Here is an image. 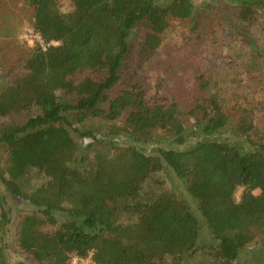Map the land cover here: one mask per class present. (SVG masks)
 <instances>
[{"label":"trees","instance_id":"trees-1","mask_svg":"<svg viewBox=\"0 0 264 264\" xmlns=\"http://www.w3.org/2000/svg\"><path fill=\"white\" fill-rule=\"evenodd\" d=\"M220 1L232 8L222 19L233 37L261 55L252 28L259 23L264 30V0ZM71 2L72 11L64 13L58 0H26L44 45L24 59L26 73L0 82V116L36 111L23 124L0 126L8 156L0 180L34 208L19 223L16 250L34 264H70L72 255L90 252L98 264H187L198 252L209 257L207 264H233L251 242L264 251V121L240 107L233 122L203 73L191 88L169 94L150 95L143 82L121 79L132 62L140 66L152 56L174 19L187 18L195 31L203 16H219L222 5ZM59 89L76 91V99L61 100ZM91 119L111 124L84 129ZM72 133L87 138L91 158ZM122 138L126 143L118 145ZM137 143L158 146L146 154ZM167 170L188 198L147 183ZM33 171L42 179L30 186ZM5 204L0 192V264L7 263Z\"/></svg>","mask_w":264,"mask_h":264},{"label":"rangeland","instance_id":"rangeland-1","mask_svg":"<svg viewBox=\"0 0 264 264\" xmlns=\"http://www.w3.org/2000/svg\"><path fill=\"white\" fill-rule=\"evenodd\" d=\"M194 2L197 7L204 3L221 4L220 15L214 16L211 13V17L203 16L195 31L191 30L192 24L187 18L174 19L161 32L160 45L152 56L140 66L137 62H132L123 73L122 81L137 79L143 82L150 95L157 89L169 94L180 86H185V89L191 88L196 73H203L209 80V90L222 99V104L231 115L233 122L239 114L238 109L246 107L251 110L253 120L261 124L264 121V30L259 23L252 28L253 38L261 54L257 56L244 48L240 40L231 34L230 26L224 23L222 19L224 12L232 16L231 7L225 6L220 0H194ZM58 8L64 13L72 11L71 0H58ZM33 13V6L26 3V0H0V82L4 81L3 78L13 81L26 73L23 68L24 59L36 44L44 45L39 35L33 31ZM139 31L137 30L135 35ZM116 92L115 87L111 95ZM56 94L66 102L74 101L77 96L76 91L69 92L64 89L57 90ZM35 112V109L26 108L15 110L0 116V126L12 123L23 124ZM109 124L111 122L104 119H91L82 127L95 130L99 127L105 128ZM185 125L191 129V120L185 119ZM72 135L79 143L82 154L91 158L93 155L91 148H85L87 138H78L76 133ZM124 139L117 140V144L124 145L126 143ZM136 145L146 154L153 153L158 146L152 143ZM7 165V152L0 145V172H4ZM29 179L28 185L34 186L39 184L42 178L33 171ZM147 183L156 185L160 183L175 197L188 198L183 183L170 170L156 172ZM242 189V187L236 189V200H239ZM0 192L6 197L5 207L10 214L5 239L6 264H14L19 260L34 264L16 250L19 223L23 216L32 213L34 208L18 197L10 195L1 180ZM204 237L209 238L207 232ZM261 249L259 242L249 243L241 250L239 259L233 264H256L264 256V251ZM208 262L209 257L198 252L188 260L187 264Z\"/></svg>","mask_w":264,"mask_h":264},{"label":"built area","instance_id":"built-area-1","mask_svg":"<svg viewBox=\"0 0 264 264\" xmlns=\"http://www.w3.org/2000/svg\"><path fill=\"white\" fill-rule=\"evenodd\" d=\"M40 39V37H39ZM41 41V40H40ZM70 264H98L92 258V252H90L87 256L82 257L78 255H72L70 258Z\"/></svg>","mask_w":264,"mask_h":264}]
</instances>
